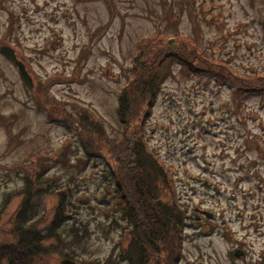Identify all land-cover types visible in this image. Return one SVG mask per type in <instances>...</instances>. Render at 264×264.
<instances>
[{
	"label": "rangeland",
	"instance_id": "rangeland-1",
	"mask_svg": "<svg viewBox=\"0 0 264 264\" xmlns=\"http://www.w3.org/2000/svg\"><path fill=\"white\" fill-rule=\"evenodd\" d=\"M5 45L35 86L0 52V250L20 239L17 214L50 221L62 194L63 225L91 229L70 234L77 264H129L120 258L128 239L109 229L97 203L110 182L106 161L134 122L172 177L165 199L189 217L177 264H264V91L255 84L264 74V0H0ZM160 46L191 54L196 71L160 60ZM218 59L246 76L245 92L208 63ZM155 65L151 101L134 89ZM135 78L130 92L140 102L123 124L119 97ZM82 111L100 124L84 121L79 131ZM64 237L42 264L69 258Z\"/></svg>",
	"mask_w": 264,
	"mask_h": 264
},
{
	"label": "trees",
	"instance_id": "trees-1",
	"mask_svg": "<svg viewBox=\"0 0 264 264\" xmlns=\"http://www.w3.org/2000/svg\"><path fill=\"white\" fill-rule=\"evenodd\" d=\"M158 54L161 56L160 60L164 58L171 60L173 57L179 58V61L189 68V71L194 70L192 62L186 60L188 56L192 57L191 54H186L180 50L174 52L171 46H160ZM208 63L212 68L220 71L219 74L224 80L228 79L234 83L232 84L234 88L242 90V92L246 91L247 87L244 84L245 75L228 67L226 65L228 63L220 59L218 61H208ZM200 71L209 72L204 68L200 69ZM225 74L228 76L225 77ZM263 75L257 74L255 84H259V88L264 91ZM160 77L155 65L150 76L147 74L138 76L137 79L139 81L135 84L136 90L134 87L132 89H134L135 94L137 93L145 99L151 97L150 100L152 101L158 93L157 85ZM135 80L136 78L128 83L123 92L124 94L122 93L123 95L119 97L118 115L123 124H125L127 118L131 120L134 118L136 115L133 116L134 108L136 109V104L140 102L138 100L135 103L137 97L135 94L134 96L131 95L132 92H130V85ZM125 92L131 96H126ZM235 92L238 91L235 90ZM58 111L61 112V109L58 108ZM148 115H146L145 119ZM74 118L71 119L78 124L79 131L84 130V121L86 123L90 122L88 124L91 128L96 126L94 123L100 124L101 122V120L94 118L93 115L83 111L79 115V119ZM129 124L131 131L126 134L123 140L118 141L117 149H113L109 162L106 161L105 168L109 172L110 182L106 187L107 192L99 198L97 206L102 211L104 220L109 222V229H120L128 239L127 247L120 252L122 262H128L129 264H177L180 257H182L181 243L184 241L182 233L189 226L187 225L189 217L187 218V214L182 211L179 204L164 197V190L172 186V177L169 176V172L165 170L164 166L155 157V153H152L148 145L145 144L143 140L145 134L144 124L143 127L142 125H136L134 122H129ZM97 136L99 135L97 134ZM69 147V143L64 146L59 154L61 156L60 159H63L69 151ZM76 149L83 151L80 146ZM85 149L88 150L87 146ZM257 149H259V146H257ZM45 182H52V180L46 178ZM40 188L37 187L31 191H39ZM71 194L76 196L75 200L85 202L88 200L84 196H77L76 192L73 193L71 191ZM5 198L2 199L1 203H7ZM59 198L60 204L58 209L57 206L55 208V217L50 219V221H45L42 218L34 219V214L29 212L30 216L24 222L20 215L17 214L13 224L20 239L17 240L18 243L5 245L1 248V258L6 257L2 261H5L6 264H42L44 260L50 257L51 249L61 241L59 236H65L63 238L64 246L72 248L77 242L70 239V234H73L76 239L80 232H91L90 225L83 224V222L79 226L76 224L72 226L63 225L70 216L67 215V202L62 197V194ZM22 222H24L25 226L21 225ZM74 226H78L77 229ZM69 229L70 233L68 232ZM71 248L69 254L65 256L74 260V253L70 254L72 252ZM88 263L93 264V262Z\"/></svg>",
	"mask_w": 264,
	"mask_h": 264
},
{
	"label": "water",
	"instance_id": "water-1",
	"mask_svg": "<svg viewBox=\"0 0 264 264\" xmlns=\"http://www.w3.org/2000/svg\"><path fill=\"white\" fill-rule=\"evenodd\" d=\"M1 52L18 68L19 73L23 81L28 84L30 87H33L32 79L28 72L26 71V68L22 62H20L15 54V51L7 46H4L1 48ZM237 257H240L242 255V252L237 251L235 254ZM62 264H75L73 261L70 260H64L62 261Z\"/></svg>",
	"mask_w": 264,
	"mask_h": 264
}]
</instances>
